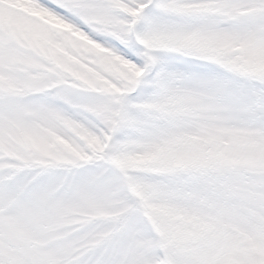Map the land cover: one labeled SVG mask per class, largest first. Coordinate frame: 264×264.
I'll list each match as a JSON object with an SVG mask.
<instances>
[{
  "label": "snow or ice",
  "instance_id": "6c2138e0",
  "mask_svg": "<svg viewBox=\"0 0 264 264\" xmlns=\"http://www.w3.org/2000/svg\"><path fill=\"white\" fill-rule=\"evenodd\" d=\"M0 264H264V0H0Z\"/></svg>",
  "mask_w": 264,
  "mask_h": 264
}]
</instances>
